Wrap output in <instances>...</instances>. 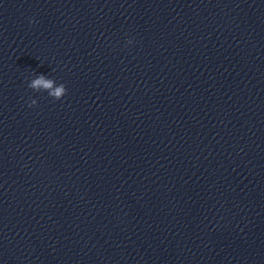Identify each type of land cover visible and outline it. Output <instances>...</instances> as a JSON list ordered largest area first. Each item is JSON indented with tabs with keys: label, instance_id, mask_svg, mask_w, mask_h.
<instances>
[{
	"label": "clouds",
	"instance_id": "clouds-1",
	"mask_svg": "<svg viewBox=\"0 0 264 264\" xmlns=\"http://www.w3.org/2000/svg\"><path fill=\"white\" fill-rule=\"evenodd\" d=\"M128 43H132V41L129 40ZM54 84H56L54 79L48 78L47 76L41 74L32 79L28 84V87L33 89L34 91H47L49 96H51L55 100H59L66 94L67 90L63 83L59 84L57 87H54ZM36 104L37 101L33 99L30 101L29 107H32Z\"/></svg>",
	"mask_w": 264,
	"mask_h": 264
}]
</instances>
